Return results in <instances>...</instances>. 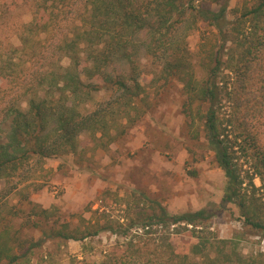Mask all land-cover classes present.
<instances>
[{"label":"trees","instance_id":"trees-1","mask_svg":"<svg viewBox=\"0 0 264 264\" xmlns=\"http://www.w3.org/2000/svg\"><path fill=\"white\" fill-rule=\"evenodd\" d=\"M214 3L222 5L214 9ZM228 7L227 0H87L81 24L72 34L60 40L57 48L69 59L68 67L44 69L31 81L23 79L20 74V65H23L20 59L0 53V79L10 86L14 84L13 89L20 98L4 108L0 120V180L12 178L28 166L31 159L43 164L47 159L75 155L81 149L78 137L84 131L93 135L102 131L107 135L109 128L105 113L110 106H116L127 120L125 127L112 140L116 141L126 134L127 128L133 127L144 114L139 102L145 88L136 72L130 76L113 77L108 70L118 62L135 65L134 49L143 47L152 58L166 57L160 80L167 84L176 79L182 85L185 97L182 114L186 119L188 135L194 141L204 137L227 179L222 207L235 205L246 226L264 231V202L257 197L260 188H256L254 183L255 175L264 182V152L234 112H223L227 103L239 108L238 98L233 100L231 95L240 96L258 66L264 72V64L261 63L264 0H244L242 8L233 10V20L228 19ZM50 9L53 11V6H45L43 14H39L40 18L30 23L37 36H47L56 28L55 20L53 24L49 15L45 18ZM201 23L216 32L212 33L216 40L213 43L202 34L204 56L200 59V67L205 71V77L200 79L193 66L187 35L198 29ZM144 31L149 39L140 46L135 38ZM45 40L38 39L36 44L45 43ZM22 41L26 46L31 42L27 38H22ZM20 50L13 49L16 53ZM225 55H229L226 60ZM29 56H37L36 48H31ZM83 56L89 67H81ZM83 76L90 79L88 83L83 81ZM259 79L264 89V73L259 75ZM233 82L237 87H233ZM104 87L112 91L106 105L82 114L78 100L88 103L93 93ZM242 157L246 162L251 159L256 161L252 164L255 171L253 176H248V184L240 165ZM29 204L33 205L32 202ZM37 208V205L31 207L27 225H30L32 217L50 219L49 210L40 208L37 211ZM13 215L19 216V212H13ZM209 218L205 211L171 215L161 206L158 212L141 214L121 232L110 228L126 239L130 237L126 247L130 254L107 255L101 264H198L188 254L180 255L174 250L172 237L181 235L189 225L193 226V234L198 239L191 254L200 256L202 264H228L233 261L247 264L233 242L216 239L211 242L207 233L200 235L204 233L206 227L202 226ZM31 225L33 228L40 227L39 222ZM198 226L203 229L198 230ZM62 228H51L50 233L44 231L43 240L61 238L84 242L103 229L70 231L67 225ZM14 234L10 226L4 224L1 227L0 223V264H18L43 243V240L26 241L28 247L19 255L14 252L12 244L19 242L13 238ZM155 244L156 248L150 253L154 259H144L149 248L144 253L141 249ZM163 249L165 252H162ZM211 249L215 250V256L210 254ZM165 253L169 255L167 260H164ZM83 264L89 263L83 261Z\"/></svg>","mask_w":264,"mask_h":264},{"label":"rangeland","instance_id":"rangeland-1","mask_svg":"<svg viewBox=\"0 0 264 264\" xmlns=\"http://www.w3.org/2000/svg\"><path fill=\"white\" fill-rule=\"evenodd\" d=\"M227 1L228 19L233 20V10L242 8L244 0ZM86 5L87 0H0V53L20 59L23 64L20 65V74L23 79L31 81L44 69L68 67L69 59L57 48L60 40L79 27L86 14ZM221 5L214 3L213 8L218 9ZM45 6H53L54 10H48L45 18L50 16L53 24L55 20L56 28L47 36H37L30 23L40 18L39 14H43ZM212 33L216 34L201 23L198 29L187 35L193 66L200 79L205 77V71L200 67V59L204 56L202 34L215 43L216 36ZM22 38L31 42L26 46ZM44 38L45 43L36 44L38 39ZM148 39L144 31L135 41L141 46ZM32 47L37 50V56L33 58L29 56ZM15 48L22 50L16 53L13 51ZM134 50L135 65L118 62L108 70L113 77L130 76L136 72L145 88L139 102L144 114L133 127L127 128L126 134L116 141L112 140L122 131L127 120L116 106H110L105 113L109 128L107 135L102 131L95 135L84 131L78 137L81 149L75 155L47 159L43 164L31 159L30 164L12 178L0 180L1 227L6 224L13 234L17 233L13 238L19 242L12 244L15 246L14 252L19 255L28 247L26 241L43 240V232H49L51 228L60 230L67 225L70 231L103 229L97 236L89 237L84 242L45 239L40 247L32 250L18 264H83V261L101 264L107 255L128 256L130 252L126 247L130 237L126 239L115 232H121L141 214L158 212L160 206L171 215L205 211L210 218L202 226L206 229L200 235L207 233L211 242L215 239L231 241L238 253L246 258L247 264H264V231L246 226L235 205L222 207L227 184L225 173L217 165L214 152L204 137L194 141L188 135L186 119L182 114L185 99L182 85L176 79L167 84L159 79L166 57L152 58L143 47ZM261 55V63L264 64V50ZM228 58L229 55L224 56V60ZM81 65L82 68L89 67L84 56ZM261 73L264 72L258 66L240 96L231 95L233 100L238 98L239 108L227 103L223 112H234L264 152V89L259 79ZM82 78L85 83L90 80L86 76ZM13 86L0 79V120L4 108L20 99ZM233 87H237L234 82ZM111 95L112 91L104 87L93 93L90 102L78 100L81 102L80 112L88 114L101 109ZM22 102L25 106L23 98ZM255 162L252 159L246 162L245 157L240 160L246 184L249 182L248 176L254 174L252 164ZM254 183L256 188H260L257 197L264 202L262 178L255 175ZM34 205H37V211L42 208L51 213L48 220L31 218L32 224L40 223L39 228H33L31 223L26 224ZM13 212H19V216L15 217ZM262 213L264 216V205ZM202 227L198 226L197 229ZM192 228L189 225L181 235L172 237L174 250L180 255L188 254L195 263L202 264L200 256L191 254L192 247L198 243ZM148 248L144 259H154L150 253L156 244L144 246L142 253ZM210 254L215 256V250L211 249ZM168 258L169 255L165 253L164 260ZM228 264L237 263L233 261Z\"/></svg>","mask_w":264,"mask_h":264}]
</instances>
